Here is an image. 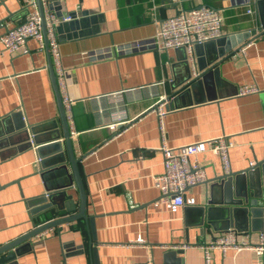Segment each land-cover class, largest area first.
Listing matches in <instances>:
<instances>
[{
  "label": "crops",
  "instance_id": "0c3cea01",
  "mask_svg": "<svg viewBox=\"0 0 264 264\" xmlns=\"http://www.w3.org/2000/svg\"><path fill=\"white\" fill-rule=\"evenodd\" d=\"M33 1L0 0V35L24 19L25 7ZM240 1L243 4L236 5L234 0H182L180 5L170 0L61 2L62 15L78 12V18L84 14L101 17L84 28L92 33L59 42L66 93L74 100L71 119H66L69 131L76 132L70 139L86 194V219L62 225L59 233L57 229L44 231L26 241L28 246L20 244L22 249L8 264H93V247L99 264H264V256L259 263L253 251L233 249H209L206 263L204 248L228 228L236 230L239 238L247 236L253 245L260 236L264 239V197L257 201L261 212L247 222L241 217L234 221L224 211L225 207L235 209L232 204H207L210 199H225L221 189L211 194L209 190L223 174L218 157L208 152L196 156L206 181L185 191L186 199H194L193 206L209 205L211 224L206 223L204 211L203 223L197 225L198 215L186 208L189 205L176 212L154 205L159 197L154 179L163 172L162 132L168 147L224 135L233 143L228 153L231 172L264 161V30L260 16L264 1ZM200 6L221 11L225 40L204 51V57L217 64L213 82L187 91L186 83L200 74L196 56L192 64L186 52L158 51L149 43L160 21L180 9ZM247 7L252 14L245 13ZM99 26L104 30H98ZM238 35H242L240 43ZM230 37L236 48L218 55ZM135 42L143 47L120 52ZM27 49V54L0 53V119L22 112L25 124L35 126L38 139L47 141L62 132L47 70L48 55L33 39ZM103 50L114 51L108 57L87 58L86 54ZM252 84L259 89L257 93L237 95L238 87ZM162 97L165 113L159 118L151 109ZM19 119L10 118L6 125L0 122V133L6 127L12 129ZM121 120L126 122L115 130L108 127ZM8 138L0 137V247L32 229L31 211L41 206L38 198L47 193L46 183L34 170V151L25 147L26 141L10 142ZM48 143L52 141L44 144ZM46 151L49 159L53 157L54 149ZM58 179L50 178L51 187H57ZM248 184H244L247 189ZM68 193L77 205L76 190ZM231 198H237L235 189ZM62 215L49 211L44 218ZM138 238L142 245L133 244Z\"/></svg>",
  "mask_w": 264,
  "mask_h": 264
},
{
  "label": "built area",
  "instance_id": "2783aa9c",
  "mask_svg": "<svg viewBox=\"0 0 264 264\" xmlns=\"http://www.w3.org/2000/svg\"><path fill=\"white\" fill-rule=\"evenodd\" d=\"M181 1L170 0V3L180 5ZM249 1L244 0V3L247 4ZM42 2L44 5L45 34H42L39 12L34 2H31L30 5L25 7L26 14L24 19L12 28L6 29L0 35V53L21 51L23 54H27V42L32 39L38 43V49L42 51L45 49L44 42L46 40L62 108L66 117L71 119L70 110L74 100L66 93L67 75L61 63L56 27L61 23L72 20L74 17L78 18V12L57 16L54 11L46 8V0H42ZM234 2L236 5L243 4L240 0H234ZM245 13L250 15L252 11L247 7ZM222 26L223 15L218 9L209 6H200L188 10L180 9L174 16L160 21L157 34L150 41L149 46L158 51L184 48L188 55V60L194 64V46L223 37ZM142 47L143 44L141 42H135L126 47H121L119 50L120 52L133 51ZM113 51L103 50L86 55L90 59H99L112 55ZM258 91L257 86L252 84L238 87L236 93L238 96H245ZM117 94H120V92L112 96ZM164 101L165 99L162 97L152 105L151 110L156 112L159 118L165 113L161 108ZM125 122V120L116 121L108 127L111 130H115L117 125ZM69 135L74 137L76 132L71 129ZM232 147L233 143L227 140L224 135L178 147H168L165 144V136L162 132L160 151L163 158V172L154 179V186L159 192V197L154 202V205H162L171 212H176L185 205L193 206L195 204L194 199H186L185 191L206 181L205 170L198 163L196 156L208 152L218 157L223 174H228L231 171L228 153ZM143 243L142 239L138 238L133 244L142 245ZM209 249H219L223 252L227 249L235 251L250 250L254 252L258 262L261 263L264 256V239L263 236H260L258 243L253 245L247 236L239 238L236 230L228 228L204 248L206 263H208L207 252Z\"/></svg>",
  "mask_w": 264,
  "mask_h": 264
},
{
  "label": "water",
  "instance_id": "95a60500",
  "mask_svg": "<svg viewBox=\"0 0 264 264\" xmlns=\"http://www.w3.org/2000/svg\"><path fill=\"white\" fill-rule=\"evenodd\" d=\"M65 0H49L46 1V8L48 10L54 11L57 16H61V7L60 4ZM264 1V0H259ZM34 5L39 12L41 17V26H42V34H45V25L43 20V9L44 5L42 0H34ZM260 4V2H259ZM261 16V27L264 30V13L260 14ZM101 17H87L86 14L81 16L80 18L74 17L72 20L68 22H64L59 24L56 27L57 39L59 42L64 41L66 39L77 38L79 36L88 35L92 33L90 29H84L89 22L94 23L97 19ZM98 30H104L103 26H99ZM242 35L236 36L238 43L241 42ZM233 37H230L227 46L218 53V55L222 56L225 52H230L234 48H236V44L233 42ZM225 40L224 37H221L215 41H209L204 44H196L194 46V55L197 58V70L200 72L197 78L192 79L188 83H186L185 88L187 91L194 90L200 84L213 82V78L217 75V64L212 63L213 61L207 60L205 55V49L209 45L220 44ZM228 41V39H227ZM237 43V45H238ZM45 51L48 55V64L47 70L50 75L53 91L55 93L57 107L60 115V120L62 124V132L51 135L49 140L40 141L37 137V128L35 126L26 125L22 119V112L12 113L7 115L6 117L0 119V122L3 124H7L10 118L20 117L19 122L14 123V127L11 129L10 127L5 128V132L3 134L0 133V137L8 135V140L10 142L13 141H26L25 147L30 148L34 151L35 156L37 158V164L34 168L35 172L40 175L42 180L46 183L47 193L46 195H42L38 198V204L41 205L35 211H31L30 221L32 229L22 235L21 237L7 243L0 247V254L6 253L5 256L0 257V264H8L13 262L16 256L19 254L22 246L20 244H24L29 239H32L38 234H41L44 231L49 229H57L58 233L60 232V227L64 224H68L73 221H77L80 219H86L85 215V206H86V194L84 190V186L78 171V159L74 155L69 129L67 125L66 115L62 108L60 95L57 89L55 76L53 73V69L51 66L50 56L48 52L47 42L45 40ZM183 53H185L184 48H178ZM185 58V56H184ZM216 69V70H215ZM183 88V87H182ZM22 120V121H21ZM12 133V134H10ZM22 134L23 139H22ZM31 140V142H30ZM61 140V141H57ZM50 142L48 144H44L45 142ZM43 144V145H42ZM47 149H54V154L50 159L46 154ZM63 149H65V153H63ZM56 161L54 163H49ZM55 166V167H53ZM67 167L71 170V175L68 173ZM56 176L59 177V181H57V187H51L50 178ZM248 181V189L246 184ZM237 183H241V186L238 187ZM243 183V185H242ZM263 183V185H262ZM0 188L2 186L0 185ZM70 189H75L78 196V204H75L73 197L68 191ZM215 189H221L225 193V199L221 202L208 201L207 204H220L223 203L227 205H234L235 209L224 208V211L228 212L234 221L237 220L238 217L244 219L245 222L248 221L249 217L255 218V214L261 212V207L258 208V200L264 197V161L256 163L255 165H251L248 168L239 171V172H229L228 174H222L216 180L212 182L209 186L210 194ZM235 189L237 192V198H231V193ZM31 206V205H30ZM204 206H188L186 207L189 211H195L198 215L197 217V225H202L204 211H206V223H210V207ZM207 208V209H206ZM49 211H54V213L64 212V215L45 219L44 214ZM229 214L228 220H229ZM227 217V216H226ZM225 217V218H226ZM38 221V223H36ZM88 223L92 230V238L95 240L94 230H93V221L92 219L88 220ZM211 224V223H210ZM247 228V227H246ZM246 230V229H245ZM25 245H27L25 243ZM20 246V247H19ZM28 246V245H27ZM92 256H93V264H99L96 247L92 248Z\"/></svg>",
  "mask_w": 264,
  "mask_h": 264
}]
</instances>
